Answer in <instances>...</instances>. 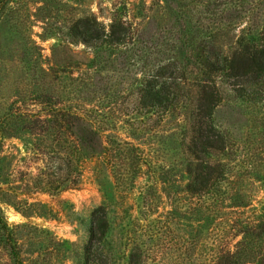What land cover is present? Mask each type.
Segmentation results:
<instances>
[{"label": "rangeland", "instance_id": "obj_1", "mask_svg": "<svg viewBox=\"0 0 264 264\" xmlns=\"http://www.w3.org/2000/svg\"><path fill=\"white\" fill-rule=\"evenodd\" d=\"M252 1V14L262 21L264 0ZM225 2L0 0V122L9 118L12 132L0 149V207L14 230L22 264H81L91 214L103 205L111 210L115 264H129L137 248L150 253L146 264H191L195 255L196 264H220L219 220L208 221L194 210L187 168L194 92L204 80L196 49L210 36L221 42L226 33L236 38L248 22L218 24L232 7ZM85 18L93 30L83 33L78 21ZM94 18L106 31L113 19L124 23L132 40L93 47ZM159 72L166 76L162 82L174 77L169 82L177 86L171 91L180 94L179 107L165 113L138 105L139 88ZM63 105L94 109L106 140L130 144L127 166L91 159L78 186L51 190L55 177L49 168L54 162L59 166L61 155L47 149V135L27 125L29 119L15 115L45 117ZM213 122L227 146L207 160L232 171L227 189L239 185L247 201L263 206L264 102L247 103L228 92ZM73 159L71 180L76 178ZM239 240L229 239L232 250ZM0 264H16L2 245Z\"/></svg>", "mask_w": 264, "mask_h": 264}, {"label": "trees", "instance_id": "obj_2", "mask_svg": "<svg viewBox=\"0 0 264 264\" xmlns=\"http://www.w3.org/2000/svg\"><path fill=\"white\" fill-rule=\"evenodd\" d=\"M225 4L232 7L227 9L226 16L218 20V24L229 25L244 18L248 22L236 38L233 39L226 33V39L221 42L218 37L210 36L196 49L194 58L202 66L204 80L196 85L197 90L194 92L196 104L191 113L188 152L192 159L187 168L190 177L187 192L197 201L194 210L198 215L211 222L217 218L219 220V230L223 234V241L219 240L221 236L218 237L222 242L218 258L220 264H264V205L259 207L247 201L245 197L249 195L241 193L246 189L239 188L240 179L232 181L238 188L227 189L224 184L230 181L232 171L207 160L226 150L225 137L213 122L214 112L224 101V95L230 92L234 99L247 103L264 102V12L261 21L259 16L252 14V10H255V2L252 0H226ZM89 20L85 18L78 21V26L83 27V33L93 30ZM93 20L96 31L91 44L93 47L98 49L107 44L124 45L132 40L131 32L124 23L113 19L106 31L98 18ZM84 41L90 45V42ZM162 78L166 76L159 72L144 81L138 90L140 108L165 113L179 107L180 94L171 91L177 85L169 82L174 77L168 76L165 82L161 81ZM66 106L50 108L45 117L37 113L15 115L23 121L29 119L25 122L27 125L31 124L34 129L47 135L44 140L47 149L61 155L55 157L60 160L59 166L56 167L54 162L49 168L52 172L48 175L55 177L50 182V189L54 191L78 186L88 160L101 158L109 167L116 166L117 162L127 166L124 159L127 146L130 145L122 140H106L94 109L81 106L74 111ZM8 119L0 122V149L4 139L12 135ZM72 157L76 166L74 180L70 179ZM122 181L124 182L123 178ZM112 226L108 206H100L92 212L90 239L85 246L81 264H115L109 244ZM233 238H240L234 244V250L229 243V239ZM0 245L9 250L16 264H22L14 230L1 207ZM194 257L191 258V264H196ZM148 259L150 253L148 255V252L137 248L131 251L129 264H146Z\"/></svg>", "mask_w": 264, "mask_h": 264}]
</instances>
